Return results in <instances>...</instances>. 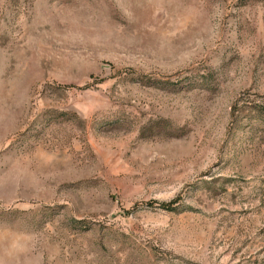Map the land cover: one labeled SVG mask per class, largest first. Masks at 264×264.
I'll return each instance as SVG.
<instances>
[{
  "label": "rangeland",
  "instance_id": "374dc122",
  "mask_svg": "<svg viewBox=\"0 0 264 264\" xmlns=\"http://www.w3.org/2000/svg\"><path fill=\"white\" fill-rule=\"evenodd\" d=\"M0 264H264V0H0Z\"/></svg>",
  "mask_w": 264,
  "mask_h": 264
}]
</instances>
